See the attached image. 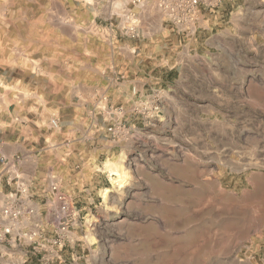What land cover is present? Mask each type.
Returning <instances> with one entry per match:
<instances>
[{
  "label": "rangeland",
  "instance_id": "obj_1",
  "mask_svg": "<svg viewBox=\"0 0 264 264\" xmlns=\"http://www.w3.org/2000/svg\"><path fill=\"white\" fill-rule=\"evenodd\" d=\"M129 1L0 0V116L18 105L31 118L48 123L67 119L80 102L92 103L107 61L110 24L126 22L118 15ZM225 7V22L237 27L230 31L223 53L213 63L198 57L183 69L203 74L244 72L245 78L228 83L219 78L214 89L198 78L191 94L177 92L166 101L154 94L150 111L134 109L139 125L130 132L131 140L106 162L108 174L100 175L102 190L97 197L102 205L92 219L87 218L86 232L97 231L106 240L98 264L196 262L188 244L175 253L173 236L179 229L172 222L161 228L166 229L164 236L158 235V228L142 230L145 238L139 240L143 243L139 248L127 250L121 243L137 232L132 221L138 217L134 210L143 203L146 178L164 173L165 167L171 168V179L192 170L199 181L221 184L218 193L199 185L200 200L194 197L193 206L209 220L237 192L243 191L247 201L255 199L245 178L264 173V0H231ZM58 130L50 128L51 133ZM255 186L264 188V182L257 180ZM209 199L217 200L216 207ZM198 227L193 222L182 230Z\"/></svg>",
  "mask_w": 264,
  "mask_h": 264
},
{
  "label": "crops",
  "instance_id": "obj_2",
  "mask_svg": "<svg viewBox=\"0 0 264 264\" xmlns=\"http://www.w3.org/2000/svg\"><path fill=\"white\" fill-rule=\"evenodd\" d=\"M230 1L224 0L216 10L206 13L196 35L189 38L164 19L157 9L158 0H130L118 16L129 15L130 20L135 19L139 36L131 39L119 35L118 25L122 21L117 26L110 24L111 35L105 43L107 61L94 88L92 103L80 102L74 107L75 113L67 119H58L60 128L56 133L50 132L49 121L31 118L18 105L13 111L7 109L9 113L0 116V156L7 159L20 156L21 160L14 170L2 174L0 208L10 190L5 178L12 172L29 185L30 204L37 217L44 215L43 179L54 172L62 178L64 187L76 194L85 219L94 217L92 213H97L102 205L97 197L102 190L100 175L108 174L105 164L119 152L121 144L131 140L130 132L139 125L134 109L144 107L150 111L153 105L149 98L154 94L163 101L177 92L191 94L197 88L198 78L206 80L207 89H214V80L219 78L227 83L245 78L244 72L219 70L203 74L183 69L198 57L213 63L215 56L223 53L230 31L237 27L225 22L228 11L225 4ZM115 121L125 129L123 136L116 140L106 132ZM170 171L171 168L165 167L164 173L153 172L146 178L143 203L134 210L138 217L132 221L137 232L128 234L121 242L127 250L143 244L139 242L145 238L142 230L158 228V235L164 236L166 229L161 228L172 222L179 229L173 236L175 253L188 244L189 256L196 260L194 264H264V188L255 186L257 180L264 182V173L245 178L247 187L253 188L255 199L247 201L242 198L243 191L237 192L232 202L221 205L220 214L209 220L197 211L199 206H193L194 197L200 200L199 185L210 186L218 193L223 190L221 184L199 181L192 170L185 177L171 179ZM209 200H212L211 207H216L217 200ZM145 211L151 212L141 218ZM182 211L189 215H181ZM193 222L200 227L182 230ZM79 240L75 247L65 251L67 264L101 262L100 249L106 240L100 233L91 231ZM244 241L246 244H242ZM74 255L79 259L70 263ZM17 259V253L0 247V264ZM31 264H35L34 260Z\"/></svg>",
  "mask_w": 264,
  "mask_h": 264
},
{
  "label": "built area",
  "instance_id": "obj_3",
  "mask_svg": "<svg viewBox=\"0 0 264 264\" xmlns=\"http://www.w3.org/2000/svg\"><path fill=\"white\" fill-rule=\"evenodd\" d=\"M221 3L222 0H158L157 9L179 32L192 38L204 15L216 10ZM125 18L126 22L118 25V34L137 38L135 19L130 20L129 15ZM49 124L51 129H59L57 119L50 120ZM124 130V126L115 121L106 132L116 140ZM20 160V156L11 159L0 156V179L4 172L14 170ZM5 184L10 190L0 208V247L18 254L17 261L9 264H31L32 260L35 264H67L65 251L75 247L90 226L77 205L76 194L64 187L59 175L49 172L41 189L45 213L38 218L30 204L29 185L12 172L5 178ZM78 259L74 255L70 263Z\"/></svg>",
  "mask_w": 264,
  "mask_h": 264
},
{
  "label": "bare ground",
  "instance_id": "obj_4",
  "mask_svg": "<svg viewBox=\"0 0 264 264\" xmlns=\"http://www.w3.org/2000/svg\"><path fill=\"white\" fill-rule=\"evenodd\" d=\"M111 173V172H110ZM111 175H113V176H118L119 178H120V174L119 173H117V172H115V173H111ZM106 191H108V190H106Z\"/></svg>",
  "mask_w": 264,
  "mask_h": 264
}]
</instances>
